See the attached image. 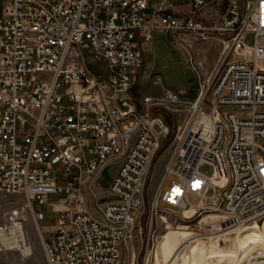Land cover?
Masks as SVG:
<instances>
[{"label": "built area", "instance_id": "obj_1", "mask_svg": "<svg viewBox=\"0 0 264 264\" xmlns=\"http://www.w3.org/2000/svg\"><path fill=\"white\" fill-rule=\"evenodd\" d=\"M216 1L189 0L190 14L177 15L173 0L155 7L152 0H4L0 192L22 195L39 226L48 196L65 195L48 238L41 230L48 264H122L124 249L142 236L148 175L170 126L154 112L162 98L133 90L159 32L183 42L199 89L195 97L166 90L164 99L187 115L171 141L151 229L159 201L190 217L209 210L210 235L264 223V0H224L212 22L196 18ZM213 39L223 46L220 62L202 77L193 44ZM151 80L163 83L160 75ZM116 158L111 198L103 200L98 181ZM5 217L0 230L27 220ZM152 235L143 264L157 245Z\"/></svg>", "mask_w": 264, "mask_h": 264}, {"label": "rangeland", "instance_id": "obj_2", "mask_svg": "<svg viewBox=\"0 0 264 264\" xmlns=\"http://www.w3.org/2000/svg\"><path fill=\"white\" fill-rule=\"evenodd\" d=\"M3 5L4 0H0V17L2 16ZM214 41L218 44L214 43ZM203 43L204 41H197L193 44L192 49L193 57L195 58L202 77L207 75L204 69L206 64L210 63L213 57H218L221 49H223L222 44L215 39L207 42L204 47ZM248 43H252L251 37L248 38ZM149 48L150 49L146 48L144 52V67L142 71L140 70V74L142 73L140 88H134L133 92L142 97L152 96L163 99L155 106L154 112L161 115L169 124L170 135L161 155L158 156L152 164V168L148 175L146 186L148 196L145 205L146 213L138 226V229L141 227L142 236H139V240H134L129 247L124 249L122 264H143L145 244L150 234H153L152 240H154L155 243L157 242L156 248L152 253L150 264H188L190 262H195L200 256L199 244L201 241H204V245L217 243L220 248L227 251L233 245L238 246V236L243 230L228 235L206 234L205 228L207 227V222L211 221L209 219L211 215L209 210L203 213L198 212L190 217V213L186 214L178 210L166 209L168 206L163 201H159L160 208L153 214V226L155 231L151 229L152 203L158 193V187L173 153V148L170 147L171 141L178 127L184 125L187 115L186 107L169 103L164 99L165 93L166 90H181L187 93L189 97H195L199 85L195 71H193L192 65L188 62V51L183 42L177 39V36H172L165 32L156 33L153 36L152 45ZM153 75H160L162 77V85H155L152 82L151 77ZM238 115L243 118L246 116V113L238 112ZM119 164L120 159L116 158L112 160L105 166L100 175L97 194L100 198L102 197L103 200H109L111 198L109 184L114 178ZM201 169L210 173L209 166H203ZM173 179H175L174 176L168 178L164 185V189L170 186ZM64 196V194H50L48 196V204L43 206L45 219L39 223V226L34 220L30 209H27L26 213L22 210V206L25 202L22 195L0 192V225L4 224L5 214L10 213L15 208L19 210V215L27 218V220L23 222L24 230L27 242L29 237V242L33 250L32 254L27 257H24L23 254L17 250H3L0 252V264H48L42 244L41 230L44 232L45 237L48 238L50 226L54 223L56 216L54 213V205L60 204ZM189 199L193 204L198 202V198L195 196L191 195ZM211 201L212 197H209L207 203ZM94 209H96V206H94ZM135 213L136 211L132 210V214L134 215ZM173 251L175 255H172ZM171 257H173V259L170 262ZM239 257L240 251L237 250L231 259V263H237ZM197 264L209 263L204 257H201Z\"/></svg>", "mask_w": 264, "mask_h": 264}, {"label": "bare ground", "instance_id": "obj_3", "mask_svg": "<svg viewBox=\"0 0 264 264\" xmlns=\"http://www.w3.org/2000/svg\"><path fill=\"white\" fill-rule=\"evenodd\" d=\"M175 192H179V190H176ZM157 197L158 193L154 199V204L156 203ZM22 210L24 211L23 206ZM11 214L19 215V210L15 208L11 211ZM5 215L4 219L8 221L9 219H7ZM237 241L238 246L233 245L229 248V250L226 249L227 251L220 248L217 243L204 245V241H201L199 244L200 256L195 262H190L189 260L190 263L188 264H197L201 257H204L209 264H232L231 259L237 250L240 251V257L239 261L235 264H264V223L259 226H252L243 229L241 234L238 236ZM0 249L17 250L25 257L32 254V245L27 242L22 222H17L12 226L10 231L0 230ZM172 255H175L174 251L172 252ZM172 259L173 257L170 258V262Z\"/></svg>", "mask_w": 264, "mask_h": 264}, {"label": "crops", "instance_id": "obj_4", "mask_svg": "<svg viewBox=\"0 0 264 264\" xmlns=\"http://www.w3.org/2000/svg\"><path fill=\"white\" fill-rule=\"evenodd\" d=\"M161 0H152L153 6H157ZM176 9H175V14L177 15H188L190 14V9H189V0H173ZM226 1L224 0H217L215 3L211 4L204 10H202L200 13L196 15V18L198 20L204 21L205 23H210L212 20L224 9ZM207 42L209 41H204L203 47L206 45ZM219 42V41H218ZM214 43H217L214 41ZM218 44V43H217ZM221 44V43H220ZM152 45V42L146 47L147 49H150L149 47ZM200 45V44H199ZM222 53V49L219 53V56L213 57L212 61L205 66V70L207 74H210L215 71L217 66L219 65L220 62V56Z\"/></svg>", "mask_w": 264, "mask_h": 264}]
</instances>
